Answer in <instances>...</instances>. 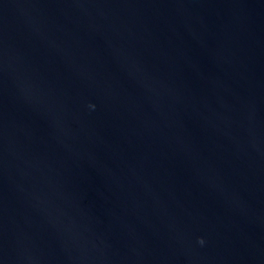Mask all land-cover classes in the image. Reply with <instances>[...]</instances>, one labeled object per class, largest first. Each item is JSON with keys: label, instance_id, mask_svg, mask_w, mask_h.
I'll use <instances>...</instances> for the list:
<instances>
[{"label": "water", "instance_id": "obj_1", "mask_svg": "<svg viewBox=\"0 0 264 264\" xmlns=\"http://www.w3.org/2000/svg\"><path fill=\"white\" fill-rule=\"evenodd\" d=\"M0 264H264V0H0Z\"/></svg>", "mask_w": 264, "mask_h": 264}, {"label": "clouds", "instance_id": "obj_2", "mask_svg": "<svg viewBox=\"0 0 264 264\" xmlns=\"http://www.w3.org/2000/svg\"><path fill=\"white\" fill-rule=\"evenodd\" d=\"M200 243H201V244H203V243H204L203 239H201V240H200Z\"/></svg>", "mask_w": 264, "mask_h": 264}]
</instances>
